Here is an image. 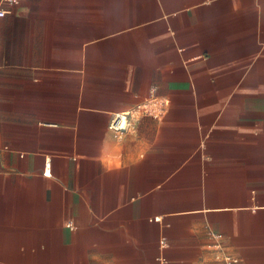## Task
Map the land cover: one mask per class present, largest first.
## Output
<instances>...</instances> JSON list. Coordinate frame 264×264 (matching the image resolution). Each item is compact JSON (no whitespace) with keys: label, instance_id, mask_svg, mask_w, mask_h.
<instances>
[{"label":"crops","instance_id":"obj_1","mask_svg":"<svg viewBox=\"0 0 264 264\" xmlns=\"http://www.w3.org/2000/svg\"><path fill=\"white\" fill-rule=\"evenodd\" d=\"M0 9V264H264V0Z\"/></svg>","mask_w":264,"mask_h":264},{"label":"built area","instance_id":"obj_2","mask_svg":"<svg viewBox=\"0 0 264 264\" xmlns=\"http://www.w3.org/2000/svg\"><path fill=\"white\" fill-rule=\"evenodd\" d=\"M3 15H4V11L0 9V17H2ZM154 108H159V105L156 100H151L148 102H144L127 112L118 113L114 116L113 121L110 124V128L116 132L124 133L130 128L131 124L134 122V120L137 118V116L140 113H151V112H153V114L159 113L160 109L157 112L154 111ZM44 174H46L47 176L50 174L49 160L46 161V168ZM236 263H237V259L227 255L223 256L221 262V264H236Z\"/></svg>","mask_w":264,"mask_h":264},{"label":"rangeland","instance_id":"obj_3","mask_svg":"<svg viewBox=\"0 0 264 264\" xmlns=\"http://www.w3.org/2000/svg\"><path fill=\"white\" fill-rule=\"evenodd\" d=\"M141 115H142V113H140V114L137 116V118L140 117Z\"/></svg>","mask_w":264,"mask_h":264}]
</instances>
